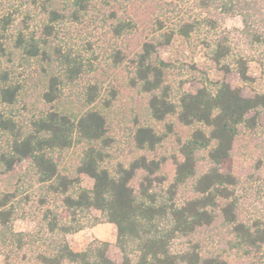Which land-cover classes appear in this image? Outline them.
Instances as JSON below:
<instances>
[{
    "label": "trees",
    "instance_id": "obj_1",
    "mask_svg": "<svg viewBox=\"0 0 264 264\" xmlns=\"http://www.w3.org/2000/svg\"><path fill=\"white\" fill-rule=\"evenodd\" d=\"M61 8L49 12L45 30L51 36V24L68 19L79 20L87 13L93 0H60ZM109 5L116 0H101ZM176 16L174 27L166 31L162 41H148L141 45L133 61L134 82L149 95L148 107L154 120L164 122L168 116H177L185 127H197L191 138L180 148L181 158L175 161L173 183L167 189V198L157 191L163 183L161 163L140 157L129 166L119 165L114 172L103 168L105 147L110 145L105 116L98 110H88L71 116L50 110L36 117L25 131L8 114L5 107L17 103L22 86L14 83L8 71L0 69V174L11 173L20 163H28L35 172L38 184L45 186L49 195L59 197L62 203L58 213L45 211L50 239L48 251L37 253L33 264H228L220 253H204L199 236L222 222L229 229L232 249L256 256L264 249V226L248 225L239 221L236 203V177L224 170L233 166V151L243 130L255 131L259 117L264 112V93L243 96L239 88L228 82L212 83L205 79L196 93L180 91L178 100L164 86V71L168 64L158 56L159 45H169L175 36L189 39L196 31L205 29L215 34L210 48L211 60L229 73L231 68L222 63L232 55L233 38L246 40L251 47L262 49L260 65L264 68V0H179L168 4ZM238 15L243 28L222 31L228 17ZM116 32L124 35L136 27L128 15L119 17ZM158 30L166 23L158 19ZM48 42L20 35L16 48L29 59L47 57ZM7 49L0 37V57ZM67 72L64 76L49 78L47 90L42 95L45 103L61 99L64 84H73L83 73L82 63L76 58L61 55ZM249 57L238 56L236 69L245 83L254 82L249 74ZM98 83L88 86L86 106L94 105L101 96ZM115 96V93H113ZM110 104V102L108 103ZM254 113L253 117H249ZM135 144L141 149L155 150L163 138L150 127H140L135 133ZM77 143L87 144L76 171L64 175L56 152L71 149ZM205 161V170L200 171ZM81 175L93 180L92 189L73 188L81 183ZM192 194L177 203V197L186 189ZM15 193L0 195V240L21 242V235L13 231L17 214ZM40 202L45 205V199ZM100 211L99 223L113 224L117 228V246L123 253L121 263L108 256L110 243L93 241L86 250H73L66 238L84 228L74 225L80 213ZM69 220L70 223H62ZM98 222V221H97ZM178 239L187 241L181 251H174Z\"/></svg>",
    "mask_w": 264,
    "mask_h": 264
},
{
    "label": "rangeland",
    "instance_id": "obj_2",
    "mask_svg": "<svg viewBox=\"0 0 264 264\" xmlns=\"http://www.w3.org/2000/svg\"><path fill=\"white\" fill-rule=\"evenodd\" d=\"M176 1L179 0H116L107 5L101 0H93L90 10L79 20L53 23L52 35L47 36L45 27L50 23L49 12L66 4L60 0H0V37L7 49V55L0 57V69L8 71L12 81L22 86L17 103L5 110L25 131L30 129L36 117L50 110L71 116L92 109L100 111L106 118L110 140V145L104 148L107 158L102 167L114 172L119 165L129 166L140 157L159 161L164 180L157 191L167 198V189L175 175V161L181 158L180 148L201 126L185 127L177 116H168L164 122L154 120L148 107L149 95L134 82L133 61L141 45L162 41L164 33L174 27L176 16L168 4ZM114 13L119 17L128 15L136 22V27L128 34L118 35L115 29L119 20ZM158 19L166 23L164 30H158ZM242 28L243 21L238 15L228 17L222 25V31ZM20 35L35 40L45 38L47 57L29 59L23 56L16 48ZM214 38V33L208 34L202 29L189 39L177 35L171 44L158 46L159 58L169 65L164 71V86L173 101L178 100L181 90L196 93L204 86L206 78L212 83L228 82L233 88H239L245 97L264 93V68L259 63L262 49L251 47L235 35L232 55L222 63L230 66L231 72L227 73L210 58L207 44ZM68 54L82 63L84 71L76 82L63 85L58 102L45 103L42 95L47 90L49 78L66 74L61 55ZM241 55L251 59L249 74L254 82L245 83L237 72L236 59ZM95 83L101 86L100 99L94 105L86 106L87 88ZM254 115L250 113L249 117ZM140 127L153 128L163 138L155 150H141L136 146L134 137ZM87 146L77 143L67 151L56 152L62 174L75 173ZM233 159L232 168L224 172L237 180L238 219L248 225L264 226V112L255 131L245 129L238 137ZM205 164V161L201 164L200 171L205 170ZM80 178L81 183L73 188V192L80 188L92 189V179L86 175ZM2 193L16 194L13 231L22 237L21 242L0 240V264H33L34 256L48 251L52 246L50 239L55 237L48 231L45 211H61V200L49 195L45 186L37 183L34 170L25 162L18 164L11 173L0 174V195ZM191 194L189 188L184 190L178 195L177 203H182ZM42 198L45 205L40 202ZM102 218L97 210L80 213L73 224L84 228L67 234L66 238L77 252L86 250L95 240L108 242V256L121 263L124 256L117 246V228L113 224L99 223ZM231 238L229 229L222 222L199 236L204 253L223 254L228 264H264V249L256 256H248L244 251L232 249ZM186 246V240L178 239L173 250L181 251Z\"/></svg>",
    "mask_w": 264,
    "mask_h": 264
}]
</instances>
